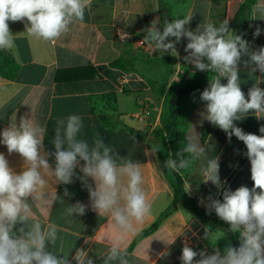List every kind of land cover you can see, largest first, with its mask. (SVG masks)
<instances>
[{
  "label": "crops",
  "instance_id": "crops-1",
  "mask_svg": "<svg viewBox=\"0 0 264 264\" xmlns=\"http://www.w3.org/2000/svg\"><path fill=\"white\" fill-rule=\"evenodd\" d=\"M260 2L264 0H92L84 21L71 25L69 33L54 42L29 36L24 22L9 21L14 47L7 51L18 70L11 80L0 77V132L12 123H19L21 117L31 119L46 127L45 151L54 152L52 140L57 119L79 114L84 124L82 139L91 143L99 134L120 156L142 164L152 215L141 225L139 235L125 238L129 264H181L179 257L185 244L208 254L217 247L223 251L229 243L239 246L238 233L212 228L183 204H176L164 215L174 198V190L158 152L153 149L161 133L160 118L175 95L179 94L177 129L186 140L191 137L206 147L210 157H219L223 188L234 191L242 185L253 186L250 162L244 155L246 146L235 136L229 142L224 131L203 118L205 105L200 94L215 74L196 70L186 62V38L176 43L177 54L160 53V57L159 52L147 55L139 50L137 40L145 37V29L153 21L163 29L160 9L163 5L170 13V22L193 15L186 26L191 30L204 20L217 26L229 20V27L256 50L264 46V20L250 16ZM256 27L261 29L258 37L253 35ZM119 30L131 32L132 38L120 40L116 36ZM247 59V56L242 57L239 73L246 97L248 89L264 79V74L252 73L244 66ZM118 60L122 63L114 64ZM159 65L160 70H164L163 83L155 77ZM221 82L226 84L227 81L222 79ZM258 86L264 89V81ZM140 103L149 109L147 118L139 116ZM235 123L246 133L261 135L259 128L264 125V118L249 114ZM201 128H206L203 140ZM0 153L5 154L13 169L22 170L24 165L18 154L9 155L3 144H0ZM49 163L55 165L54 157H49ZM202 164L203 161H197L179 175L186 195L208 210L209 197L220 200L223 197L222 190L211 182H201ZM76 172L73 183L68 185L57 184L50 170L44 173L48 181L46 190L38 199L30 200L32 219L58 225V239L50 250L70 254L71 264H76L72 257L77 249L87 251L96 264H102L100 257L119 233L110 220L91 208L89 192L77 178L83 174L79 168ZM88 183H93L91 178ZM189 185L190 192L187 191ZM77 202L86 206V212L70 218L69 223V218L63 215L64 209L67 204ZM206 229L213 234L209 239L205 238Z\"/></svg>",
  "mask_w": 264,
  "mask_h": 264
},
{
  "label": "clouds",
  "instance_id": "clouds-1",
  "mask_svg": "<svg viewBox=\"0 0 264 264\" xmlns=\"http://www.w3.org/2000/svg\"><path fill=\"white\" fill-rule=\"evenodd\" d=\"M91 3L92 0H0V50L14 47L9 21L24 22L29 36L54 42L67 35L71 25L84 21ZM250 18L264 20V2L253 8ZM192 19L193 15H185L171 22L165 20L162 30L153 21L145 29L144 40L155 52L177 54L176 43L186 38V62L196 70L215 74L200 94L205 105L203 118L224 131L229 142L235 136L246 146L244 155L250 162L253 186L242 185L234 191L223 188L219 157H210L206 147L191 137L176 152L177 158L169 154L165 167L172 172L203 161L201 182H211L222 190L223 197L222 201L209 197L207 209L228 224L230 232L239 234L238 247L229 243L223 251L217 247L208 254L185 244L179 259L181 264H264V125L259 128L261 135H257L246 133L235 123L249 114L264 118V89L258 86L264 79L254 83L246 97L239 74L243 56L248 57L243 63L250 72L264 74V46L252 50L249 42L229 27V20L218 26L204 20L191 30L186 26ZM260 34L261 29L256 27L253 35ZM222 79H226V84ZM83 128L79 114L58 118L52 140L54 152L45 151L46 127L31 119L21 117L19 123L0 132V144L9 155L18 154L24 165L16 171L0 153V264H71L70 254L50 250L58 239V225L33 220L30 200L38 199L46 190L45 172L50 170L57 184L68 185L77 176V168L83 174L77 178L89 192L91 208L110 220L119 233L100 257L102 264H129L125 238L139 235L141 225L152 215L142 164L120 156L99 134L91 143L82 139ZM159 150L160 145L153 149ZM50 156L54 157V166L49 163ZM187 191H191V185ZM64 195H68L67 189ZM85 212L86 206L77 202L67 204L63 215L71 223L70 218ZM211 235L206 229L205 238ZM72 259L76 264H96L83 249H77Z\"/></svg>",
  "mask_w": 264,
  "mask_h": 264
},
{
  "label": "trees",
  "instance_id": "trees-1",
  "mask_svg": "<svg viewBox=\"0 0 264 264\" xmlns=\"http://www.w3.org/2000/svg\"><path fill=\"white\" fill-rule=\"evenodd\" d=\"M121 63L122 61L118 60L114 64L120 65ZM17 70L18 66L12 55L7 50H0V77L11 80L16 76ZM178 95L179 94L175 95L169 101L165 113L160 118L161 133L159 140L155 143V147L160 145V150L157 152L163 164L165 174L174 190V198L172 199L164 215L170 213L176 206V195L177 193L181 192L183 182L181 176L179 175L181 170L179 172H172L165 167V161L169 158V154L172 156V158H177L176 152L187 143L184 135L177 129L179 124L177 119L178 110L176 109V100ZM204 131H206V128L200 129V136L202 140L204 137ZM162 149L167 154L166 158L163 156ZM183 205L192 210L194 214H197L202 219H204L212 228H218L229 233V225L220 220L214 211L209 212L205 209L199 208L191 200H188L187 203ZM153 226H155V224Z\"/></svg>",
  "mask_w": 264,
  "mask_h": 264
},
{
  "label": "built area",
  "instance_id": "built-area-1",
  "mask_svg": "<svg viewBox=\"0 0 264 264\" xmlns=\"http://www.w3.org/2000/svg\"><path fill=\"white\" fill-rule=\"evenodd\" d=\"M116 36L120 39V40H127V39H131L132 38V33L126 30H119L116 33ZM137 47L139 50H141L142 52H144L147 55H152L154 54V50L150 47H148L147 43L145 42L144 38H139L137 40ZM121 81L124 82V78H121ZM140 107V114L139 116L142 118H147L150 114L149 109L147 107H145L142 103L139 104Z\"/></svg>",
  "mask_w": 264,
  "mask_h": 264
},
{
  "label": "rangeland",
  "instance_id": "rangeland-1",
  "mask_svg": "<svg viewBox=\"0 0 264 264\" xmlns=\"http://www.w3.org/2000/svg\"><path fill=\"white\" fill-rule=\"evenodd\" d=\"M157 56L158 57H160L161 56V54L160 53H158L157 54ZM159 61H160V63H161V59H158ZM162 66L161 65H159V70H158V72L155 74V77H157V80L159 81V82H161V83H163L164 82V70H160V68H161ZM143 104V103H142ZM144 105V104H143ZM145 107H146V105H144ZM163 150V149H162ZM162 153H163V156H164V158H166L167 157V154H166V152L163 150L162 151ZM188 200H191L195 205H196V202L194 201V199L193 198H191V197H189L188 195H186V193L184 192V189H183V182H182V190H181V192H179V193H177V195H176V201H177V204L178 203H180V204H185V203H187V201ZM197 207H199L198 205H196ZM199 208H201V207H199ZM203 209V208H202ZM206 210V209H205ZM208 211V210H207Z\"/></svg>",
  "mask_w": 264,
  "mask_h": 264
},
{
  "label": "water",
  "instance_id": "water-1",
  "mask_svg": "<svg viewBox=\"0 0 264 264\" xmlns=\"http://www.w3.org/2000/svg\"><path fill=\"white\" fill-rule=\"evenodd\" d=\"M160 9H161V15H162V26L164 27L165 20L170 22V13L163 5H161Z\"/></svg>",
  "mask_w": 264,
  "mask_h": 264
}]
</instances>
